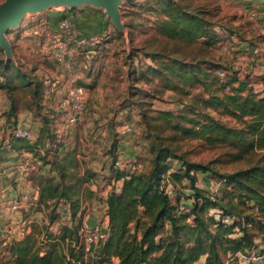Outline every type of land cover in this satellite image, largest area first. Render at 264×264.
Wrapping results in <instances>:
<instances>
[{
	"label": "trees",
	"instance_id": "trees-1",
	"mask_svg": "<svg viewBox=\"0 0 264 264\" xmlns=\"http://www.w3.org/2000/svg\"><path fill=\"white\" fill-rule=\"evenodd\" d=\"M150 8L163 13L158 28L169 37L186 43L202 40L206 45L221 41L215 21L179 0H156ZM0 52L4 53L1 46ZM149 55L159 64L141 71L147 80L152 79L150 74L156 75L159 85L177 91L201 84L210 93L202 99L205 105L239 122L232 125L211 113L196 111L194 115H182L187 123L178 121L174 128L184 136L202 137L211 144L225 143L234 148V158L259 150L260 159L247 168L215 174L222 179V197L197 184L196 170H212L211 165L188 162L169 146L157 148L149 169L128 172L113 166V176L123 183H116L108 194L109 235L88 244L81 234L83 204L94 194L90 181L98 174L90 168L80 173L75 151H58V135L49 126L50 118L44 117L45 126L35 141L15 135L12 139L20 148L35 150L42 160L32 174L39 185V197L31 208L46 216L10 244L16 264H102L113 257L122 264H194L203 255L206 259L202 264H227L228 255L259 249L257 232L264 235V88L256 89L250 75L242 76L222 61H188L159 52ZM30 75L13 59L0 55V88H5L10 97L15 79L26 86L38 83ZM40 86L36 85L35 95L39 96ZM162 115L169 121L173 113L164 110ZM173 158L182 159L183 165L174 168ZM48 163L50 170L41 173ZM169 176L174 181L190 179L194 198L186 211L173 202L164 186ZM62 204L70 205L71 223L62 222L54 231V223L62 216ZM236 228L241 234L234 236Z\"/></svg>",
	"mask_w": 264,
	"mask_h": 264
},
{
	"label": "rangeland",
	"instance_id": "rangeland-1",
	"mask_svg": "<svg viewBox=\"0 0 264 264\" xmlns=\"http://www.w3.org/2000/svg\"><path fill=\"white\" fill-rule=\"evenodd\" d=\"M4 1L5 0H0V4ZM155 1L156 0L121 1L119 9L122 27L114 23L104 6L82 4L80 6L71 7L65 4H51L41 10L30 8L20 24L10 27L6 32L13 50L10 59L16 61L24 70L29 71L30 74L32 72L30 75L31 80H39V75L33 73L35 69L33 68L34 63L31 59L25 57L23 58L24 60H21L17 57V39L14 41V39L9 36V33L15 29H19V33L22 31L27 33H25L26 38L31 37L30 35H35L30 27V24L34 23L33 21H35V19L38 22L43 20L46 21L49 25V33H51L58 29L52 26L51 20H60L63 14L68 15V10L73 12L71 18L75 19L76 22L77 11L81 9V7L88 5L96 7L97 9H102L103 13L108 16L106 20L111 22L110 24L109 22L107 23L109 27L106 30L110 29L113 32V36L108 41L112 39L120 41L118 48L120 49L121 47V50H116L114 61L118 64L117 67H120V71L121 69L124 70V75L126 77L125 88L120 92L122 96L121 99L115 102L117 105L116 107L120 108L122 106L131 105L132 108L129 111L131 113L128 117L124 118L127 121L130 119L132 120L128 128L135 129L134 132L140 139L137 143V145L140 146V153L128 157L142 161V170H146L151 167L157 148L160 146H169L173 148L178 155H182L188 162L211 165L212 170H196L197 184L209 190L212 187V181L218 178V175L215 174L232 173L247 168L260 159L261 152L256 150L241 158H234L232 155L234 148L225 143L211 144L202 137L182 135L173 125L178 121L187 123L186 120L182 118V115H194L196 111L211 113L217 118L232 125L238 124L239 122L237 118L227 113H220L205 105L202 99L203 97H208L210 93L203 85H189L184 91L167 89L159 85L160 78L158 76L150 74L152 79L147 80V78L141 75V71L147 69L149 65L159 64V61L149 55L150 52H159L166 57L182 58L188 61L209 59L222 61L224 65L233 66L242 76L250 75L251 85L256 89H263L264 81L262 82V79L264 78V62L262 64L257 62L256 66L252 68L247 64L248 62H246V59L252 58L250 57L252 55L250 50L252 47L257 48L259 53L264 54V23L263 20L257 19L258 16L264 18V8L262 10L258 6L247 8L243 5L242 0H179L190 9L199 10L216 22L220 31L221 41L217 45H206L202 40H198L195 43H186L178 38L169 37L160 31L158 28V21L162 18L163 13L156 12L150 8L152 5H155ZM55 12H57V14L54 15ZM143 13H146V15L144 16ZM33 15H36L35 19L32 18ZM23 21L24 26L23 29H21L20 26ZM153 23H155V25ZM14 37L16 38V36ZM40 37L43 41L47 36L43 34L40 35ZM0 55L8 58L5 50L4 53L0 52ZM239 56L242 57L239 58ZM22 57L24 56L22 55ZM120 71L115 70L114 75H112L114 81L121 80ZM223 78L226 79L227 77L224 76ZM13 84V97L11 98L16 97L18 100L22 99L25 101V105H28L30 103L31 87L23 85L19 79H15ZM213 87H216V85H213ZM61 105H63L62 101ZM38 106H40L39 103ZM164 110H169L173 113L169 121L162 115V111ZM33 139L34 137L30 140ZM112 148L114 149V147ZM113 149H111V152L115 154V158L123 155L122 152ZM39 150L42 152L44 148L41 147ZM172 163L174 168L178 169L183 165V160L173 158ZM113 166L114 162L112 167ZM168 175L167 173V176ZM164 186L170 192L175 204L180 206L193 201V188L191 187V182L188 177L174 181L169 176L165 179ZM224 193L225 191L219 190V197H222ZM92 196H94V194ZM90 198L92 197L87 199ZM98 200L103 201V197L98 196ZM224 200L228 201L229 198L224 197ZM85 201L83 204V211L85 208ZM237 201L238 200L235 198L234 203H237ZM68 209L71 220L70 207ZM211 211L217 213L219 216L218 210L213 209ZM32 228L31 225V229ZM52 229L58 231L59 227H54L53 225ZM27 232L29 231H26V233ZM257 233L259 249L248 253L238 252L237 255L233 256L228 255L226 257V263L264 264V235L260 231ZM239 234H241V230L236 228L233 235L237 236ZM9 246L10 244L1 247L0 264H16L9 251ZM45 249L43 248L42 252H45ZM254 251L258 256L257 258H253L251 255ZM259 256L263 258H259ZM205 259L206 255H203L202 259L198 261L203 263ZM113 261L114 264H117L115 258Z\"/></svg>",
	"mask_w": 264,
	"mask_h": 264
},
{
	"label": "crops",
	"instance_id": "crops-1",
	"mask_svg": "<svg viewBox=\"0 0 264 264\" xmlns=\"http://www.w3.org/2000/svg\"><path fill=\"white\" fill-rule=\"evenodd\" d=\"M242 1L247 8H264V0ZM72 13L68 10L67 16L72 17ZM77 13L76 22L80 34L105 32L109 27L107 23H111L106 20L108 16L100 8L85 5ZM257 19L263 20L264 23L261 16ZM51 21L52 26L58 28L59 20ZM23 26L24 21L21 29ZM25 33H19V29H15L9 36L14 41L17 39V57L21 60L28 57L34 63L33 73L39 75V80L30 86L28 105H25L22 99L11 98L5 88H0V250L2 246L23 238L24 228L30 231L33 223L46 219L43 211L31 208L39 197V185L32 174L38 170L42 160L38 158L35 150L13 144V130L30 129L34 137L31 141H35L45 126L44 117L50 118L49 126L57 133L60 142L58 151L61 154L69 150L75 151L79 171L84 173L86 168H90L98 174L90 181L94 196L85 201L82 218L83 222L100 224L104 229L109 227L108 193L116 183H123V180H117L113 176L111 168L115 155L111 149L114 147L125 157L140 153V146L137 145L140 139L136 136L135 129L128 128L132 120L127 121L124 118L131 113L129 111L132 107L128 105L117 108L115 103L121 99L120 92L126 84L124 70L120 71L114 61L116 50H121V47L118 48L120 41H107L102 52L93 56L87 66L85 51L76 48L72 42L69 43L66 60L58 62L41 50L47 37L42 41L40 35H30L31 37L26 38ZM219 43L220 41L217 44ZM250 50L252 58L246 59L247 64L252 68L257 62L262 64L264 54L259 53L257 48L252 47ZM115 70L120 71L121 80L112 79ZM39 83L41 86L38 96L33 91ZM74 83L90 89L86 109L78 115L76 123L70 122V114L61 105L62 99ZM50 167L49 163L45 164L40 172H48ZM98 196L103 197V201L98 200ZM68 208L67 204L60 205L62 216L54 223V227H60L62 222L71 223ZM115 261L122 264L118 257H115Z\"/></svg>",
	"mask_w": 264,
	"mask_h": 264
},
{
	"label": "built area",
	"instance_id": "built-area-1",
	"mask_svg": "<svg viewBox=\"0 0 264 264\" xmlns=\"http://www.w3.org/2000/svg\"><path fill=\"white\" fill-rule=\"evenodd\" d=\"M33 19L36 15L32 16ZM30 24L31 30L35 35L47 36V41H44L41 46V50L45 55L54 57L60 62L66 60V53L69 47V43L72 42L76 48L85 51V56L87 58V66L89 61L92 60L93 56L102 52L104 44L113 36L112 30L108 29L103 33H89L80 34L76 22L69 16H63L59 20V26L56 31L49 33V25L46 21L36 22ZM44 30V31H43ZM48 33V35H47ZM225 72H222L224 74ZM90 94L89 87L81 84L74 83L67 94L62 99L63 108L70 114V122L75 123L80 115L85 109L87 100ZM13 135L19 137L33 138V133L30 129H15L13 130ZM114 166L118 169L135 172L140 171L143 168V162L138 159H133L125 157L124 155L117 156L114 159ZM212 193H218L222 179L219 177L212 181ZM170 193V192H169ZM181 211H186L188 209V203L182 204L179 207ZM60 209V208H59ZM27 229L24 228L23 232L26 233ZM81 234L85 241L90 243H97L100 239H106L109 235V227L104 229L100 224L91 225L89 223L83 222L81 227ZM253 258H257L256 252L251 253ZM264 257V255H263ZM259 256V258H263ZM113 257L110 261L104 262L102 264H112L114 261ZM262 261V260H261ZM114 264V263H113ZM194 264H202L200 261H196Z\"/></svg>",
	"mask_w": 264,
	"mask_h": 264
},
{
	"label": "water",
	"instance_id": "water-1",
	"mask_svg": "<svg viewBox=\"0 0 264 264\" xmlns=\"http://www.w3.org/2000/svg\"><path fill=\"white\" fill-rule=\"evenodd\" d=\"M123 0H5L0 4V45L8 58L12 56V44L6 34L10 27L18 26L30 8L45 9L51 4H65L71 7L94 4L106 7L114 23L121 26L120 2Z\"/></svg>",
	"mask_w": 264,
	"mask_h": 264
}]
</instances>
